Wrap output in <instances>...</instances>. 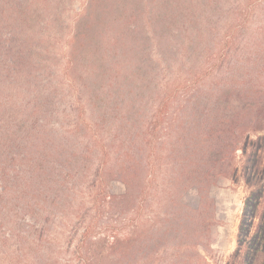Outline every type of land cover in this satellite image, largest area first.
Masks as SVG:
<instances>
[{"label": "trees", "instance_id": "trees-1", "mask_svg": "<svg viewBox=\"0 0 264 264\" xmlns=\"http://www.w3.org/2000/svg\"><path fill=\"white\" fill-rule=\"evenodd\" d=\"M244 2L0 0L8 264H137L145 235L91 225L99 208L134 210L164 143L165 156L194 161L187 170H239L249 192L232 258L264 264V93L225 66Z\"/></svg>", "mask_w": 264, "mask_h": 264}, {"label": "rangeland", "instance_id": "rangeland-1", "mask_svg": "<svg viewBox=\"0 0 264 264\" xmlns=\"http://www.w3.org/2000/svg\"><path fill=\"white\" fill-rule=\"evenodd\" d=\"M243 5L232 22L234 39L228 48L226 75L229 81L240 79L246 87L264 93V0H246ZM164 132L157 131V138ZM169 147L164 143L163 149L160 147L164 155L151 158V178L134 210L99 208L94 213L92 233H122L134 227L137 236L140 234L137 238L145 235L150 244L144 256L145 249L138 250L137 264H235L232 255L249 192L241 173L238 170L232 177L228 170L205 176L203 171L187 170V166H196L194 161L165 156ZM239 155L237 151L235 165H239ZM111 189L123 190L118 183H112ZM0 243L5 247L14 242H3L0 236ZM65 248L54 253L68 258ZM15 259L0 253V264Z\"/></svg>", "mask_w": 264, "mask_h": 264}]
</instances>
